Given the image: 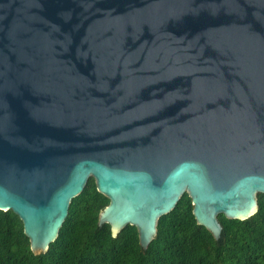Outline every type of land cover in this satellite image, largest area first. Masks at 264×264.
Wrapping results in <instances>:
<instances>
[{
  "label": "water",
  "instance_id": "obj_1",
  "mask_svg": "<svg viewBox=\"0 0 264 264\" xmlns=\"http://www.w3.org/2000/svg\"><path fill=\"white\" fill-rule=\"evenodd\" d=\"M93 178L146 250L188 194L219 239L264 195V0H0V210L34 254Z\"/></svg>",
  "mask_w": 264,
  "mask_h": 264
},
{
  "label": "trees",
  "instance_id": "obj_2",
  "mask_svg": "<svg viewBox=\"0 0 264 264\" xmlns=\"http://www.w3.org/2000/svg\"><path fill=\"white\" fill-rule=\"evenodd\" d=\"M109 200L90 178L74 197L54 242L45 253L34 254L19 217L0 210V264H264V195L257 196V212L245 220L218 217L219 239L199 225L188 194L159 218L157 233L146 250L135 226L116 236L109 224L98 225Z\"/></svg>",
  "mask_w": 264,
  "mask_h": 264
}]
</instances>
